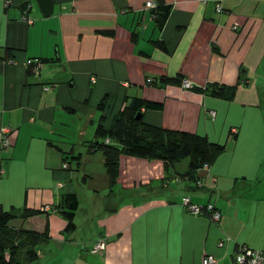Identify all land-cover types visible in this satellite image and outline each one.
Masks as SVG:
<instances>
[{
	"label": "crops",
	"instance_id": "1",
	"mask_svg": "<svg viewBox=\"0 0 264 264\" xmlns=\"http://www.w3.org/2000/svg\"><path fill=\"white\" fill-rule=\"evenodd\" d=\"M148 2L170 7L161 30L143 13ZM217 3L53 0L44 17L36 0H0V131L10 130L11 143L7 152L0 145V208L38 211L8 226L47 235L36 259L21 251L20 262L202 264L212 256L235 264L239 247L264 252V0H221L220 13ZM33 59L43 63L38 74L26 66ZM182 77L207 90H183ZM213 86L234 89V98L211 96ZM103 98L104 129L126 100H145L158 105L141 110L145 124L206 136L226 151L194 178L187 159L122 155L110 184L102 153L89 148ZM67 195L78 200L72 233L59 213ZM183 198L212 204L221 220L188 214ZM99 239L104 251L91 254Z\"/></svg>",
	"mask_w": 264,
	"mask_h": 264
},
{
	"label": "trees",
	"instance_id": "2",
	"mask_svg": "<svg viewBox=\"0 0 264 264\" xmlns=\"http://www.w3.org/2000/svg\"><path fill=\"white\" fill-rule=\"evenodd\" d=\"M156 7L151 12L156 27L161 30L168 19L170 7L161 3H155ZM151 85L159 80L151 78ZM182 78L177 81L181 85ZM206 91L207 87L195 88ZM210 95L224 100H232L235 90L223 86H213ZM106 105V98H103L97 106L100 113L99 124L97 125L96 141L90 144V150L100 151L104 157L105 168L113 184L118 175V162L122 155L142 158L147 160H159L173 165L183 159L189 160V170L186 176H196V173L203 170L204 165L212 166L216 160L225 152V145L209 141L206 136L191 134L187 132L165 130L145 124L142 121V109H155L157 104L139 100H126L123 111L113 118L108 129L101 125ZM138 116V119L136 117ZM231 139L233 136L231 135ZM199 181H196V186ZM198 187V186H197ZM78 209V200L74 195L63 197L59 213L66 221L65 233H72L75 230V213ZM38 211L24 210L21 215L15 209L4 211L0 208V264H23L18 260L21 251L25 252L28 262L36 259L34 248L46 238V233L37 234L27 231H14L8 224L15 218L27 219L38 215ZM19 215V216H18ZM91 249V248H90Z\"/></svg>",
	"mask_w": 264,
	"mask_h": 264
},
{
	"label": "built area",
	"instance_id": "3",
	"mask_svg": "<svg viewBox=\"0 0 264 264\" xmlns=\"http://www.w3.org/2000/svg\"><path fill=\"white\" fill-rule=\"evenodd\" d=\"M220 1L221 0H218V3L216 5V11L218 13L221 12V7L219 5ZM155 7H156L155 3L148 2L145 5L143 13L145 11L154 9ZM24 20L26 22H29V20L26 18H24ZM42 64L43 63L38 59L26 61V66L31 68L34 74L39 73L42 67ZM91 81L93 83L95 82L93 78L91 79ZM151 82H152V79L150 78L146 81V84L150 85ZM180 87L183 90H190L193 88V85L189 81L183 79ZM9 133H10V130L6 127L2 128L0 131V143H1L0 145H1L2 152H7L10 149L11 143L9 140ZM63 168L66 169L68 168V166L65 164ZM203 169L208 170L209 167L207 165H204ZM2 172L3 171L0 170V173ZM197 186L198 187L202 186L200 181L197 183ZM181 204H182V207L186 210V212L190 215L207 216L209 220L213 223H217L221 220L220 213L215 209V207L212 204H208V205L194 204L188 198H183L181 201ZM105 245H106V240L99 239L98 241L95 242V244H93L89 252L95 255L101 254L105 249ZM234 263L235 264H264V252L251 250L244 246L239 247L237 249L236 255L234 256ZM202 264H217V260L212 256H205L202 260Z\"/></svg>",
	"mask_w": 264,
	"mask_h": 264
},
{
	"label": "water",
	"instance_id": "4",
	"mask_svg": "<svg viewBox=\"0 0 264 264\" xmlns=\"http://www.w3.org/2000/svg\"><path fill=\"white\" fill-rule=\"evenodd\" d=\"M42 16H50L53 12V0H36ZM138 119V116L136 117Z\"/></svg>",
	"mask_w": 264,
	"mask_h": 264
},
{
	"label": "rangeland",
	"instance_id": "5",
	"mask_svg": "<svg viewBox=\"0 0 264 264\" xmlns=\"http://www.w3.org/2000/svg\"><path fill=\"white\" fill-rule=\"evenodd\" d=\"M262 120H263V122H262V124L264 125V115L262 116ZM258 136V135H257ZM225 147H226V145H225ZM225 151H226V149H225ZM224 154V153H223Z\"/></svg>",
	"mask_w": 264,
	"mask_h": 264
}]
</instances>
